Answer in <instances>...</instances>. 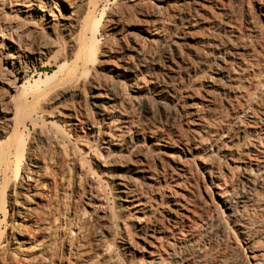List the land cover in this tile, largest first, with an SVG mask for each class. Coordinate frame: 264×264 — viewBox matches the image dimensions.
Listing matches in <instances>:
<instances>
[{
	"label": "bare ground",
	"instance_id": "1",
	"mask_svg": "<svg viewBox=\"0 0 264 264\" xmlns=\"http://www.w3.org/2000/svg\"><path fill=\"white\" fill-rule=\"evenodd\" d=\"M101 1L0 0V9H9L5 21L0 17V264H264V95L253 110L262 80L245 57L250 46L241 52L232 39L219 37L207 43L213 61L196 51L199 65L186 68L187 136L172 138L163 128L136 132L115 83L133 82L139 95L148 75L156 105L169 109L179 90L175 57L181 45L172 41L158 61L136 52L139 63L115 72L111 89L92 86L94 66L105 63L99 52L104 10L96 15ZM211 3L199 0L194 14ZM255 3L264 18V0ZM23 12L30 19L20 24ZM160 29L150 35L159 37ZM63 34L67 42L57 47ZM183 35L193 39L192 29L185 28ZM45 67L56 69L38 73ZM86 94L100 120L88 136L96 137L105 154L72 134L87 124L80 115L70 113L63 129L50 111L56 102ZM31 105L29 139L26 118L14 116ZM130 133L134 136L127 139ZM196 162L216 189L220 211L199 210L186 190ZM110 164L117 171L110 182L112 198L122 211H134L129 224L135 239L128 233L119 246L110 238L116 236V213L105 207L95 225L76 198L85 183L106 198L110 186L100 172ZM179 182H187L181 193L172 189ZM155 195L166 204L160 212L153 208ZM2 217L9 219L7 230L1 228ZM139 247L143 258L136 263L131 253Z\"/></svg>",
	"mask_w": 264,
	"mask_h": 264
},
{
	"label": "rangeland",
	"instance_id": "2",
	"mask_svg": "<svg viewBox=\"0 0 264 264\" xmlns=\"http://www.w3.org/2000/svg\"><path fill=\"white\" fill-rule=\"evenodd\" d=\"M198 1L199 0H103L98 6V9H96V15L98 13V16H100L101 9L104 10V22L100 31L101 42L99 52L102 55V59L105 61V63L103 65L96 64L94 66L95 71L93 70V81L91 80L92 86L94 87L97 84H101L110 86L109 88L111 89V85L116 82L114 77L115 72H121L128 66H134L139 63V56H136V52L142 51V54L145 58L158 61L159 59H163V57L166 55V52L169 49L168 46L172 41H176L181 45V55L180 57H175V63L177 64V86H179V90L177 91L175 99L170 102L169 109H163L156 105V96H154L152 91H150L148 75H144L142 77V80L143 82L145 81V84H141L143 88L139 92V95L133 93V82L120 80L119 82L115 83V85H118L121 88L119 89V97L123 102L122 110L128 115H131L133 118V131L138 132L140 129L146 128H150L152 130H161L163 128L162 131L165 134L167 133L170 135V137L173 136L172 138L177 137L176 139H179V137H185L189 134V125L184 114L186 109L185 106L190 101L188 98L190 92L188 89L185 90V85L188 80V71L186 68L199 65L197 62L200 58L196 53L198 50H200L202 55L204 53L205 55H208L213 61L214 57L212 55H214V51L212 52V50H210V48L207 46V43H214L216 40L220 39L219 37L222 39H232L236 45H239L237 47L241 50V52L245 51L250 46L251 49H247L248 51L246 52L251 53L252 56L250 54L245 55V57L251 60L253 63L251 73H256V75L259 76L258 79L262 80V85L260 87L261 89L256 93L254 98V101L256 100V102H254L255 105L252 107L253 110L257 108L259 104H261V96L264 95V18L256 9L255 0H211L212 3L206 6V11H200V9L198 10L199 16L194 14V10L196 9L195 7ZM8 11L9 9H0V17H2V21H5L6 16L7 18L9 17L7 15ZM87 11L88 8L85 9V12ZM116 11H118L117 14H115ZM192 15L193 17L195 16V20H191L192 18L190 17ZM20 16L21 19L17 20L20 24L26 20L29 21L30 19L24 12L21 13ZM188 20L189 22H192V25L188 26ZM159 27H161V29L158 31L159 37L155 35L151 36L150 34H155V29ZM231 27H233L234 30L236 29L235 33L233 34L229 32ZM185 28L192 29L193 39H188L183 35ZM17 32L19 33V29H17ZM67 39V35H61V40L58 41L59 43L57 42L56 46L62 47L63 43L64 45L66 44ZM152 39H154V41ZM184 39L186 40L184 41ZM0 40H2L1 37ZM5 41L8 43L9 38L5 39ZM250 41H253V43ZM251 43L254 45V47H251ZM252 48H255L253 49V52ZM254 51L255 54L253 55ZM256 52H258V55ZM72 61L73 60H69V63ZM196 63L197 65H195ZM2 64L3 61L0 62V65ZM54 69L56 68L45 67L40 69L38 73H44L46 71L50 72ZM202 89L200 90V95L204 97L205 93ZM12 94L16 95L14 93ZM70 100L67 99V101H62V103L56 102L53 104V110L49 109L50 111H55L52 112V114H54L53 120L62 126L63 129H66L68 127L62 122H66V119L68 120L67 116L73 112L77 113V115H80V119L84 120V122L87 121V124L84 125L82 131L78 130L77 132L71 133L75 136H81L84 142L80 141V143H84L85 146L93 144V146L96 148L95 151H97L99 154H103L104 151L99 148L100 144L96 141V137L94 136L92 138L91 136H88L92 129V125L94 126L93 128H96L98 127L97 124L100 122L96 108L91 105L89 95L86 94L85 96ZM32 106L33 105L26 106V108L22 107L18 114L15 113L14 116L16 119L18 118L19 121L20 119L26 118L24 120H27L26 124L28 125L26 136H28L29 139H31L33 136V128L29 124L26 114L27 111L32 109ZM218 106L219 107H217V109L219 112L226 115L224 107H221L220 105ZM100 128L105 129L101 125ZM11 133H13V131ZM112 133L114 132H106L105 136H111ZM133 136L134 134L130 133V135H127V139L133 138ZM81 147L84 146L81 145ZM88 157L92 166L94 161L93 156ZM196 163L194 165L195 172L192 176L193 178H191L189 181L191 183V187H187L186 190L187 192H191L189 195L192 197V199H194V203L196 207L198 206L197 208L199 210H206L208 208L218 210L219 208L217 206L218 204L216 202V196H214L216 189L208 182V176L200 168V164H198L199 162ZM113 166L110 164L107 169L102 168V172L93 166L97 172L101 173V176L105 182H109L108 184L110 187H108V195L106 198L101 196L98 197L99 195L93 190H90L86 183L84 184L85 186H81L82 189L79 188L76 190V198L78 199L79 197V205L81 204L82 207H85V210L89 214V219H91L92 222H95V225H97V218L104 211L103 209L105 207H109L113 212L116 213L118 216L117 219H119L117 220L118 227L115 233L116 236L114 235L113 239L112 237L110 238L111 240H114V242L119 246L128 233L134 236L133 239H135L136 230L133 226H130L131 224H129V219L134 211H122V208H120L117 200L112 198L113 187H111L110 182L112 181L111 179L114 178L113 176L117 173L115 166ZM179 183L177 186L173 183L172 189L178 193H181L180 188H183V185H185L187 182ZM144 190H146V188H144ZM91 191L93 192L94 196L93 194H90L92 193ZM152 198H154L152 199V202L155 203L153 208L156 212H160L162 207L166 204H160L158 202V196L156 195ZM102 199H105V201L103 202ZM105 203L106 206H104ZM218 211H220V209ZM8 220L9 219L7 217L1 218L2 230H7L6 228L9 227ZM120 222L126 224L127 230L124 229L123 224ZM101 223L103 224V222ZM90 228L91 227H89V229ZM239 236L240 235H237V238L238 242L241 244V238H239ZM88 238L89 240L94 241L92 240V236H89ZM135 249L136 250L132 252L133 254L131 253V255L134 259V262L139 261L140 263V260L143 258L141 253L142 251L140 250V247ZM120 253L123 257V252L121 251ZM124 264L128 263H126L124 260Z\"/></svg>",
	"mask_w": 264,
	"mask_h": 264
}]
</instances>
